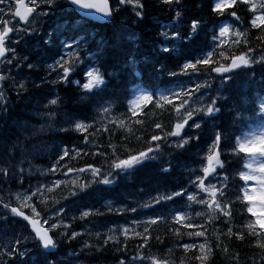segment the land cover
I'll list each match as a JSON object with an SVG mask.
<instances>
[{
    "label": "trees",
    "instance_id": "1",
    "mask_svg": "<svg viewBox=\"0 0 264 264\" xmlns=\"http://www.w3.org/2000/svg\"><path fill=\"white\" fill-rule=\"evenodd\" d=\"M109 1L112 17L99 24L80 20L64 0H55L48 7L49 26L37 35L26 30L31 35L16 51L21 57L9 55L0 65V253L15 247V240L25 241L22 255L0 256V264H132L134 259L135 264H264V229L253 222L254 228L248 227L239 188L245 158L239 144L258 124L264 96V24L251 27L250 12L238 0L217 13L212 12L216 0H124L120 7ZM223 21L237 22L240 30L226 45L214 38ZM56 25L63 30L49 32ZM221 46L230 56L252 50L257 63L223 75L209 72L218 67ZM63 65L70 69L66 77ZM91 67L103 82L85 90ZM193 76L209 80L200 90L210 92H204L203 103L215 101L218 111L204 115L190 109L193 118L184 120L199 127L170 136L183 122L177 120L181 99L156 97L154 90ZM214 76L222 81L220 95L212 91ZM135 88L152 94L134 106L129 98ZM215 134L222 140L213 143ZM183 140L188 143L177 148ZM214 146L219 167L212 181L226 193L216 195L217 208L210 199L195 223L184 194L154 203L153 197L191 189ZM141 152L150 158L124 170L115 167ZM104 177L111 182L101 183ZM21 191H32L23 204L12 198ZM13 207L46 218V228L55 220L49 213L64 209L59 223L48 228L53 252L41 248ZM152 220L145 232L144 222Z\"/></svg>",
    "mask_w": 264,
    "mask_h": 264
},
{
    "label": "snow or ice",
    "instance_id": "2",
    "mask_svg": "<svg viewBox=\"0 0 264 264\" xmlns=\"http://www.w3.org/2000/svg\"><path fill=\"white\" fill-rule=\"evenodd\" d=\"M164 2L170 4V3H172V0H164ZM178 2H179V0H177V3ZM245 2H247V0H245ZM0 3H3V0H0ZM31 3H32V0H31ZM73 3L78 4L81 8L94 9L95 11L100 12V13H106L108 11L107 3H103V2L96 3V2H93V0H73ZM233 4H234V0H225V2H223V3H216V4H214L212 6V12L213 13L222 12L223 10H226L228 6L233 5ZM18 7L20 9V13L17 14V11H16L15 12V16H18L20 21H24V22L27 23L28 21H27L26 18H28V14L29 13H33L34 10H35L34 7H33V3H32L31 7H24L23 3H21ZM11 9H12L11 0H9V5H8V7L6 9H0V14H3V15H0V24H4L5 25V27H4V33L5 34L9 33L10 30L13 31V29H12V21L10 19L9 20H5L4 19L5 16H11ZM252 11H253L254 14L256 13L257 9H256L255 6L252 8ZM260 11H261L262 15L254 18V19H252L250 21L251 24L254 27L258 26V21H259V24H264V3H261ZM232 16L235 18L236 14L233 12ZM196 26H197V23L193 22L192 28L195 29ZM228 31L229 30H228L227 27H222L220 29V36L227 35ZM4 39H5V36L3 35V39H2V41H0V45H3ZM165 51H167V49H165ZM0 56H2V55H0ZM239 59L241 61H243L244 58L243 57H239ZM261 60H264V57H262ZM202 62L203 63H207V61H202ZM67 63L68 62L65 61L64 65L67 64ZM251 63H253V64L257 63L255 58L252 59ZM64 65H63V71H64V76L66 77L70 73V69L68 67H64ZM233 65L238 67V65H236V61L235 60H233ZM184 67L192 68V67H195V65L194 64H186V65H184ZM231 71L232 70L229 67H223V68L215 67V68H211L209 70V72H215V73H217L219 75L227 74V73H229ZM184 74H193V73L185 72ZM92 78H93V74L91 72L85 73V80L87 79V82H85L84 85H83V88L85 90L90 89L91 87L95 86V84H99V83L103 82L99 78L98 75H95L94 79H92ZM0 79H3V77L0 76ZM205 86L206 85H204V84H196V90L199 91L202 87L204 88ZM173 95L179 96V93L175 92V93H173ZM143 99L147 100L148 97H144ZM180 104H181V106H184L185 104H188V107L184 109V112H180L179 109L177 110V113H178L177 114V120L178 121H183V122L176 123V126H175L176 130L175 131H170L168 133V135L173 136V137H178V138L180 137L181 129H183L185 127V124L187 123V120L192 119L193 115H194V111L190 110L192 108V105L189 104V102L186 99H181L180 100ZM215 111H218V109L215 108V101H212L211 103L207 104L204 108L195 110V112L197 114L203 113L204 115H211ZM261 111H264V106L261 107ZM185 113H187V120H184V114ZM80 127H82V125L76 124V128L77 129H79ZM197 127H199V125H193V128H197ZM154 139H158V137H154ZM196 139H198V137ZM220 140H222V137L219 134H215L213 136V143H215L216 141H220ZM186 143H188V141L187 140H183L182 143L178 141L175 144H176V147L179 148V147H182ZM148 151L149 152L152 151V147L151 146H149ZM239 151L241 153H244V154H247V155H250V156H257L258 155L260 157H264V137L260 138L258 141L257 140L246 141L245 143L240 145ZM65 155H67V150L66 149H65ZM146 158H150V156H147L146 153L141 152L139 157L132 156L131 159L123 160V161H121V163L116 164L115 167L117 169H119V170H124V169H127L128 167H130L131 165L137 164L138 162H140V161H142L143 159H146ZM207 159H208L209 164H211V162L213 160V157L212 156H208ZM244 167L249 168L250 172L247 175H245L243 173H241L239 175L240 181L244 182V183L240 184L239 188L243 189L245 192H248L249 189L247 188V185L251 184L255 180L256 174H259V180L256 181L257 187L255 188V191L259 192L261 195H264V163H259L255 167H253V165H251V164H246ZM164 170L167 171L168 169H164ZM22 171H24V169H22ZM81 171H83V170L81 169ZM203 171H204V173L207 174V173H209L211 171V169L206 167V168L203 169ZM98 173H99V170L97 169V170H95L93 172V175L97 176ZM0 174H2V170H0ZM100 182L101 183H110L111 180L108 179L107 177H104ZM209 184L211 185V181H209ZM201 186H202V182H201ZM81 187H86V185L85 186H81ZM213 188H215V185H212L210 188L205 189V191L208 192L209 196H216L217 195V192L212 190ZM36 191L39 192L40 189L37 188ZM70 194L71 195H76L77 193L72 192ZM183 194L184 193L181 191L179 193H173L170 196H168V195H159L157 197H153L152 200L154 201L155 204L159 205V204L164 203V202H166V201H168L170 199H174L177 195L183 196ZM221 195H224V194L221 193ZM238 198H239V194L237 195V199ZM245 198L246 199H250L251 197L246 196ZM188 199L191 200V199H193V197L192 196H188ZM200 202L201 203H206V201H204L203 199H201ZM146 206H151V205H146ZM221 206H223V205H221ZM3 207L5 209H7L9 207V205L8 204H4ZM249 209H248V211H249ZM136 210L137 209H131V211H133V212L136 211ZM12 211L15 212L16 209L12 208ZM63 211H64V209H62V208L57 209L56 213H54L52 217H49V219L54 218L56 215L61 214ZM250 213H252V212H250ZM84 215H87V213H84ZM177 219H179L178 215H177ZM150 223H155V220L145 221L144 222L145 232L148 231ZM256 223H257V220H256ZM248 227L249 228H254V225L250 222L248 224ZM37 234L39 236V240H37V241L41 242V246L42 247H44V248L55 247V240L53 238H48V237H46L44 235H39V230H37ZM195 235L196 236H201L202 233L198 231V232L195 233ZM22 242H25V241L15 240V247H13V243H12V245L10 247V250L8 252L0 253V256H10L11 258H15V256L17 254H21L22 255V253L19 252L20 244ZM184 246H185V248H191V247L194 246V242L193 243H186ZM200 247L204 248L205 244H203V243L200 244ZM262 260H264V258H262ZM120 264H129V262L126 261V260H123V261L120 262ZM132 264H135V259L132 261Z\"/></svg>",
    "mask_w": 264,
    "mask_h": 264
},
{
    "label": "rangeland",
    "instance_id": "3",
    "mask_svg": "<svg viewBox=\"0 0 264 264\" xmlns=\"http://www.w3.org/2000/svg\"><path fill=\"white\" fill-rule=\"evenodd\" d=\"M54 1V0H53ZM124 0H115V5L116 7H120L121 3ZM47 2V1H46ZM220 3L225 2V0H219ZM4 5V4H3ZM4 9V6L0 7ZM43 17L44 15H42L41 13L39 14V16H37V20H32L30 21V31H32V29L34 28V26H38L36 29L40 28L43 25ZM226 27V26H224ZM35 29V30H36ZM21 30V32L23 31L22 27L20 26H16L14 28V33L13 35H18V32ZM20 32V34H21ZM27 32V31H26ZM19 34V35H20ZM18 39L16 40H11L12 44L17 42ZM91 72L93 74V78H95V75H97V73L93 70V69H89L88 72L85 73H89ZM87 82V79H86ZM207 81L202 79H194L192 81L188 80V81H178L175 82L174 85H172L171 87H169L166 90H163L162 92H178L180 93L183 98L181 99H186L189 104L192 105V108L194 110L200 109L207 103V99L204 101V95H202V92H198L196 91V84H204L207 86ZM146 96V93L141 91V90H137L133 93L132 98L130 100L131 103L135 104L137 103L140 99H142L143 97ZM198 101L202 102L201 104H198ZM185 106L188 107V104H185L184 106H182V109H185ZM264 106V98L262 100L261 103V107ZM264 112V111H263ZM185 128V127H184ZM182 132V129H181ZM251 135H252V139L251 140H259L260 138L264 137V122H262L258 127H256L255 129L251 130ZM259 163H264V157H260V156H250L247 160L246 164H251L253 165V167L257 166ZM250 169L247 168L246 172L244 173L245 175L249 174ZM259 180V174H256L255 180L249 184V188L251 189V194L253 193L254 195H256V199L254 200V207H253V212L256 214L257 218L264 223V195H261L259 192L255 191V188L257 187L256 181ZM199 181V180H198ZM198 187L201 188L202 192H205V189H208L211 187V185L209 184V181L206 179H204L202 181V186H201V182L198 184ZM30 192H24V193H15L13 198H15L18 202H21L23 204V202L26 200L27 197L30 196ZM53 216V215H52ZM51 217V216H50ZM58 215H56L54 218V222H52V224L50 223L49 227L47 228H53L57 221L59 223V219L57 218ZM55 224V225H54ZM54 225V226H53Z\"/></svg>",
    "mask_w": 264,
    "mask_h": 264
},
{
    "label": "water",
    "instance_id": "4",
    "mask_svg": "<svg viewBox=\"0 0 264 264\" xmlns=\"http://www.w3.org/2000/svg\"><path fill=\"white\" fill-rule=\"evenodd\" d=\"M66 1L70 4V6L75 10V12L77 14H79L83 17H86L87 19H90L92 21L99 22V23H106L110 19L111 11H110V6H109V3L107 0H93V2H96V3H101V2L107 3L108 11L106 13H100V12L95 11L94 9L81 8L78 4L73 3V0H66ZM16 11H17V14L20 13L19 7ZM29 15H30V13L28 14V16ZM0 41H2L1 37H0ZM0 55H2V56H0V60H1V58L4 57V55H5V51H3V49H2V45H0ZM15 214L18 218H20L26 222V224L28 225L30 231L33 233L36 240H39L37 230H39V235H44V236L50 238L48 232L40 226L39 220L29 219L24 213L19 212L17 209L15 211ZM40 244H41V242H40ZM43 249L46 251L52 250V248H44V247H43Z\"/></svg>",
    "mask_w": 264,
    "mask_h": 264
},
{
    "label": "bare ground",
    "instance_id": "5",
    "mask_svg": "<svg viewBox=\"0 0 264 264\" xmlns=\"http://www.w3.org/2000/svg\"><path fill=\"white\" fill-rule=\"evenodd\" d=\"M121 8H119V10H120ZM113 11H114V9H113ZM51 14V13H50ZM47 16H48V13H47V15H44V17H43V25L40 27V28H38V29H36L38 26H34V28L32 29V31H31V33L33 34V32H36L35 33V35H37V34H39L40 32H41V30H43L44 28H46V27H48L49 26V20H47ZM79 19L80 20H82V21H88L87 19H85V18H81V17H79ZM94 23V22H93ZM61 25H63L62 23H61ZM60 26V25H59ZM20 27H22V29H23V31L21 32V30L18 32V35H13V33H14V31H12V33L9 35V37H8V39L4 42V44L2 45V49H3V51H11L12 53H14V55H17V56H20V54H17V49H18V47H19V44H20V42L23 40V38L25 37V36H28V35H31L30 33H28V32H26V28L24 27V26H20ZM36 29V30H35ZM60 30L62 31L63 29L62 28H59L58 27V25H56V26H54V28L51 30V31H49V32H55L56 34H59V32H60ZM20 32H21V34H20ZM48 32V33H49ZM20 34V35H19ZM16 40V39H18L17 40V42H15V43H13L12 44V41L11 40ZM20 46H21V44H20ZM22 48V47H21ZM21 57V56H20ZM11 62H9V60H6L5 62H4V64L6 65V64H10ZM4 65V66H5ZM4 68V67H3ZM260 70V66H258L257 68H256V71H259ZM263 70H264V67H263ZM2 76V75H1ZM2 89V85L0 86V90ZM182 107V106H181ZM185 108H187L186 106H185ZM192 109V108H191ZM183 112H184V110H183ZM185 114H187V113H185ZM32 191L33 190H35V187H33L32 189H31ZM32 191H30V193L32 192ZM24 192H26V191H21V192H17V193H24ZM15 194V193H14ZM14 194H13V196H14ZM32 194V193H31ZM13 198V197H12ZM201 212H204V208H203V204L201 203V202H199V203H196L195 204V206L193 207V210H192V213H191V215H192V217L193 216H195V217H197L196 218V220H194V221H200V213ZM54 213H56V211L55 212H52V213H49V216H52ZM47 216V215H46ZM192 217H190V218H192ZM191 220V219H190ZM191 222V221H190ZM190 222H189V224H190ZM185 223H186V221H185Z\"/></svg>",
    "mask_w": 264,
    "mask_h": 264
},
{
    "label": "flooded vegetation",
    "instance_id": "6",
    "mask_svg": "<svg viewBox=\"0 0 264 264\" xmlns=\"http://www.w3.org/2000/svg\"><path fill=\"white\" fill-rule=\"evenodd\" d=\"M8 2V4H9V0H3V3H0V5H2V4H4V9H6L7 8V5H6V3ZM11 4H12V6L15 4V1H13V0H11ZM28 4L30 5V6H32V3H31V0H28ZM33 6H34V4H33ZM0 15H3V14H0ZM8 16H5L4 17V19L5 20H9V18H7ZM11 21H12V29H13V27L15 26V24H16V21L13 19H10ZM4 27H5V25L4 24H0V28H3L4 29Z\"/></svg>",
    "mask_w": 264,
    "mask_h": 264
}]
</instances>
